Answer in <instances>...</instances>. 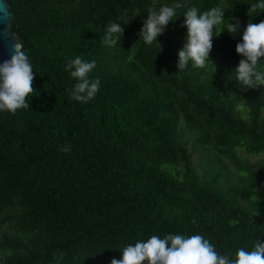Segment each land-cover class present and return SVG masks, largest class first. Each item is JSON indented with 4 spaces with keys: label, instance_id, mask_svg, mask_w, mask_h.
Segmentation results:
<instances>
[{
    "label": "trees",
    "instance_id": "16d2710c",
    "mask_svg": "<svg viewBox=\"0 0 264 264\" xmlns=\"http://www.w3.org/2000/svg\"><path fill=\"white\" fill-rule=\"evenodd\" d=\"M176 2L8 0L34 94L29 108L0 114V264H111L119 248L168 233L200 234L222 254L264 240V88L234 80L240 35L222 30L205 68L178 71L169 31L185 34L188 7L222 8L225 26L241 29L264 10L179 0L159 44L139 41L147 11ZM114 21L124 31L109 48ZM77 55L96 61L90 76L101 80L86 104L67 92Z\"/></svg>",
    "mask_w": 264,
    "mask_h": 264
},
{
    "label": "clouds",
    "instance_id": "9594fccd",
    "mask_svg": "<svg viewBox=\"0 0 264 264\" xmlns=\"http://www.w3.org/2000/svg\"><path fill=\"white\" fill-rule=\"evenodd\" d=\"M183 5L177 0L172 5L153 6L147 11V18L139 30L143 44H159L157 37L162 35L169 22L177 19V9ZM252 15L264 10V0H254L249 5ZM224 9L214 7L201 12L197 7H188L183 12L182 27L186 29L183 46L178 50L176 68L184 71L192 68H205L212 49V39L222 30L240 35L235 52L240 55L238 65L232 70L234 80L244 90L264 88V21L249 22L243 29L239 21L227 22ZM138 12L133 13L136 14ZM249 14V13H248ZM249 15V16H252ZM127 22V21H126ZM123 22V23H126ZM121 22H110L105 26L103 44L114 48L124 31ZM96 68V61L84 60L79 55L69 59L65 71L75 81L68 95L74 101L86 104L93 100L101 88L99 77L90 73ZM33 64L24 49V44L16 40L9 59L0 62V114H15L19 109L29 108L28 97L34 94ZM214 71V69H213ZM68 147L61 151L68 152ZM257 208L251 215H257ZM121 258L112 259L111 264H264V240L256 239L251 250L241 247L234 253L222 254L214 244L200 234L191 236L168 233L163 237L151 235L147 239H137L134 244L122 248Z\"/></svg>",
    "mask_w": 264,
    "mask_h": 264
},
{
    "label": "water",
    "instance_id": "95a60500",
    "mask_svg": "<svg viewBox=\"0 0 264 264\" xmlns=\"http://www.w3.org/2000/svg\"><path fill=\"white\" fill-rule=\"evenodd\" d=\"M12 19L8 0H0V62L10 58L13 45L18 39L11 30Z\"/></svg>",
    "mask_w": 264,
    "mask_h": 264
},
{
    "label": "rangeland",
    "instance_id": "374dc122",
    "mask_svg": "<svg viewBox=\"0 0 264 264\" xmlns=\"http://www.w3.org/2000/svg\"><path fill=\"white\" fill-rule=\"evenodd\" d=\"M169 31H170L171 36L177 41L179 48H181L183 46V43H184V35H182L181 33L177 32V31L172 30V28H169ZM194 157L196 159H199L198 152L194 153ZM261 157H262L261 155L255 156L252 158V160H257V159H260Z\"/></svg>",
    "mask_w": 264,
    "mask_h": 264
}]
</instances>
